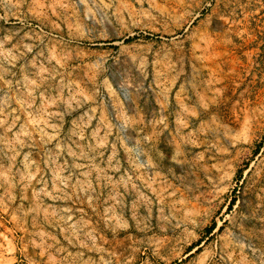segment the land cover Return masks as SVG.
<instances>
[{"label": "rangeland", "instance_id": "obj_1", "mask_svg": "<svg viewBox=\"0 0 264 264\" xmlns=\"http://www.w3.org/2000/svg\"><path fill=\"white\" fill-rule=\"evenodd\" d=\"M134 263L264 264V0H0V264Z\"/></svg>", "mask_w": 264, "mask_h": 264}, {"label": "bare ground", "instance_id": "obj_2", "mask_svg": "<svg viewBox=\"0 0 264 264\" xmlns=\"http://www.w3.org/2000/svg\"><path fill=\"white\" fill-rule=\"evenodd\" d=\"M149 257H150V256H149ZM133 260H134V259H133ZM134 261H135V260H134ZM134 261H133V262H134ZM147 262H148V261H147ZM134 264H135V263H134ZM144 264H145V263H144Z\"/></svg>", "mask_w": 264, "mask_h": 264}, {"label": "trees", "instance_id": "obj_3", "mask_svg": "<svg viewBox=\"0 0 264 264\" xmlns=\"http://www.w3.org/2000/svg\"><path fill=\"white\" fill-rule=\"evenodd\" d=\"M233 200V199H232ZM232 200H231V202H232Z\"/></svg>", "mask_w": 264, "mask_h": 264}]
</instances>
